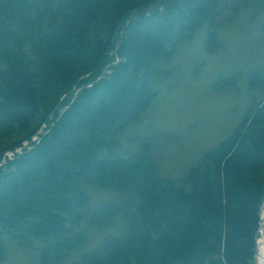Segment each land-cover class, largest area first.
I'll return each mask as SVG.
<instances>
[{
    "label": "trees",
    "instance_id": "1",
    "mask_svg": "<svg viewBox=\"0 0 264 264\" xmlns=\"http://www.w3.org/2000/svg\"><path fill=\"white\" fill-rule=\"evenodd\" d=\"M241 1L0 0V262L8 237L41 243L30 264L253 263L262 103L178 181L159 174L147 138L117 149L171 74L177 47L206 24V51L219 49L218 31ZM250 84L264 89V73L255 70ZM93 185L116 198L88 208ZM96 228L117 233L65 262Z\"/></svg>",
    "mask_w": 264,
    "mask_h": 264
},
{
    "label": "rangeland",
    "instance_id": "2",
    "mask_svg": "<svg viewBox=\"0 0 264 264\" xmlns=\"http://www.w3.org/2000/svg\"><path fill=\"white\" fill-rule=\"evenodd\" d=\"M240 4L237 14L218 31L219 49L206 51V24L177 47L168 64L171 74L157 84L151 106L118 135L119 151L135 150L130 143L134 136L147 138L159 174L178 181L203 152L230 135L252 103L264 106V89L250 84L255 70L264 73V0H242ZM43 129L44 125L31 142ZM29 144L26 141L21 146ZM86 193L88 208L100 207L117 196L114 190L96 185L89 186ZM261 216L257 241L264 240V203ZM109 233L116 234L117 228L91 229L87 243L64 261H76ZM4 242L6 256L0 264H30L37 259L34 248L40 242L34 240L30 247L18 246L8 237ZM257 257L256 247L252 264H258Z\"/></svg>",
    "mask_w": 264,
    "mask_h": 264
},
{
    "label": "bare ground",
    "instance_id": "3",
    "mask_svg": "<svg viewBox=\"0 0 264 264\" xmlns=\"http://www.w3.org/2000/svg\"><path fill=\"white\" fill-rule=\"evenodd\" d=\"M258 249V264H261L262 261L264 260V241H259L257 245Z\"/></svg>",
    "mask_w": 264,
    "mask_h": 264
},
{
    "label": "built area",
    "instance_id": "4",
    "mask_svg": "<svg viewBox=\"0 0 264 264\" xmlns=\"http://www.w3.org/2000/svg\"><path fill=\"white\" fill-rule=\"evenodd\" d=\"M21 149H16L14 152H6L4 158H11L15 153H20Z\"/></svg>",
    "mask_w": 264,
    "mask_h": 264
}]
</instances>
